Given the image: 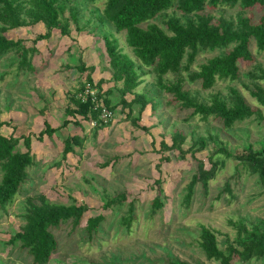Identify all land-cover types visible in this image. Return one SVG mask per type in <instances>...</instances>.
<instances>
[{
    "label": "rangeland",
    "instance_id": "rangeland-1",
    "mask_svg": "<svg viewBox=\"0 0 264 264\" xmlns=\"http://www.w3.org/2000/svg\"><path fill=\"white\" fill-rule=\"evenodd\" d=\"M65 1L69 5L70 0ZM79 1L77 29L68 20L66 35L55 28L48 37L34 40L37 34L44 32V26L41 22H28L24 14L21 18L25 25H3L7 38L19 39L20 45L31 50L26 54L29 65L23 67L17 65L19 58L13 51L0 55V120L3 123L0 133L17 138L14 151L24 150L20 136L28 135L33 163L26 167V179L11 203L0 209V264H32L24 250L7 240L24 222L25 199L39 194L51 202L87 206L77 227L71 229L67 222L52 230L57 246L46 264H169L170 257L189 264H219L206 259L198 248L199 224L217 231L218 248L224 252L226 244L240 249L229 219L240 218L247 228L252 224L261 227L264 189L256 176L242 171L232 156L248 145L253 150L258 149L264 141V119L252 115L223 129L210 116L206 119L197 115L190 117V112L180 110L177 103H167L170 96L156 88L154 74L149 70L140 74L133 93L143 92L147 98H154L151 100L154 108L146 104L139 111V104L133 103L130 119H126L127 109L119 104L118 90L122 84L111 77L101 34L110 33L122 52L135 58L124 41V33L115 31L106 21L97 20L103 0ZM219 11L221 9L213 13L217 15ZM237 11V7L225 8L221 14L233 17ZM242 14L250 16L254 23L262 16L264 19V9L254 8ZM155 22L161 26L158 20ZM250 50L254 59L240 65L237 81H216L205 91L197 83L185 82L184 86L206 98L207 93L215 91L225 95L227 86L232 85L252 108L264 113V108L250 96L251 82L246 77L247 71L264 66V53H256L253 44ZM217 53V50L206 51L196 57L195 64ZM80 60L86 66L93 65L89 73L92 83L96 85L100 79L99 86L95 87L101 97H107L113 105V118L103 126L92 127L89 120L79 115L70 117L64 111L66 107H73L68 97L74 96L79 82L85 80L86 71L79 74L74 68ZM260 85L264 87V81ZM132 97V93H126L123 98L129 102ZM137 116L133 123V117ZM65 119L68 122L61 126ZM43 120L56 130L38 139ZM74 120L79 125L73 124ZM175 130L187 136L191 132L202 137L210 134L214 136V145L223 147L232 156L219 152L209 159L213 154L211 150L215 149L211 141H206L205 147L192 156L186 153L183 158H178L173 149L158 152L159 140L169 145L170 134ZM74 134L82 138V146L71 145L74 151L62 160V139ZM188 145L186 137L181 147ZM160 156L165 159L160 161ZM197 160L205 168L216 161L217 167L208 181L207 193L204 195L196 184L190 203L185 207L181 201L190 176L196 171ZM155 179L160 180L162 208L149 215V204L157 186ZM226 180L232 197L224 192L218 196ZM120 191L124 192L125 201L103 209L105 199ZM129 201L134 204V220L126 230L120 217L125 214ZM98 214L104 217L102 222L95 233L86 237L83 227L87 217ZM244 264H264V260L250 259Z\"/></svg>",
    "mask_w": 264,
    "mask_h": 264
},
{
    "label": "trees",
    "instance_id": "trees-1",
    "mask_svg": "<svg viewBox=\"0 0 264 264\" xmlns=\"http://www.w3.org/2000/svg\"><path fill=\"white\" fill-rule=\"evenodd\" d=\"M80 3L79 0H70L69 5H66L65 0H0V55L13 51L19 58L18 66L29 65L26 54L31 48L27 49L20 45L19 39L7 38L3 34V25L5 27L25 25V21L21 18L24 14L29 19L28 22H41L44 26V32L37 34L34 40L48 37L55 28L60 34L66 35L69 21L77 29L80 20ZM234 7L239 11L233 17H224L221 14L223 9ZM254 8L264 9V0H103L97 20L101 23L106 21L115 31L123 32L124 41L135 58L133 60L123 53L117 39L110 33L101 34L111 68V77L122 84L118 90L119 104L127 109L125 118L130 119V107L133 103L139 104V111L146 104L150 105V109L154 108L151 103L154 98H147L146 93L143 92L133 93L140 82V74H145L146 70H149L154 74L156 88L170 96L167 103H177L180 110L190 112V117L197 115L201 119H206L210 116L217 120L223 129H229L236 122L252 115L257 119H264V113L252 108L232 85L227 86L225 95L215 91L207 93L206 98H201L198 91H190L184 86L185 82L197 83L199 88L205 91L212 88L216 81L228 83L237 81L241 72L240 65L252 62L254 59L250 50L251 44L254 45L256 53H264L263 16L254 23L250 16L242 14ZM217 9L221 11L216 15L213 12ZM65 11L66 16H64ZM155 20H158L161 26ZM214 50L218 51L216 55L195 64L198 55ZM74 68L79 74L86 71L84 82L93 85L89 76L93 65L86 66L80 60ZM246 77L251 82L250 96L264 108V87L260 85L261 81H264V66L247 71ZM84 82H79L77 92L83 90ZM100 82L99 79L96 85L99 86ZM126 93H132L133 97L129 102L123 98ZM96 96L102 98L108 109H112L113 105L107 97L103 98L99 93H96ZM68 100L73 107H66L64 111L70 117L79 115L83 120L97 117L98 111L91 109L89 98L81 102L76 96H69ZM137 118L138 116L133 117V123ZM67 122L68 120H63L61 126ZM72 123L79 125L76 120ZM2 124L0 120V126ZM98 125L103 126L100 122ZM55 130L56 128L43 120L37 138L40 139L42 134L50 136ZM186 137L189 139V145L187 148H182L181 144ZM20 138L24 150L14 151L17 138L5 137L0 133V209L11 203L26 179V167L33 163L29 136H20ZM169 139V145L162 139L159 140L158 152L173 149L177 151L178 158H183L186 153L192 156L197 150L205 147L206 141H211L215 149L211 150L213 154L209 155V159L219 152L224 153L226 157L232 156L223 147L215 146L214 136L210 134L202 137L191 132L187 136L175 130L171 132ZM71 145L82 146V138L74 134L62 139V160L72 151ZM232 157L237 160L236 164L242 171L255 175L264 189V141L259 144L258 149L253 150L251 145H248ZM164 159L160 156V161ZM216 165L217 162L213 161L208 168H205L201 161H196V171L190 176L185 187L186 192L181 201L183 206L189 205L196 184L200 185L204 195L207 193L208 181L213 177ZM235 171L238 172V169ZM154 183L157 186L149 204V215L155 214L162 208L160 180L155 179ZM223 192L232 197L227 180L218 196ZM124 201V192L120 191L105 199L102 208L106 209ZM86 209L87 206L83 203H55L40 194L34 198L29 197L25 199V213L22 216L24 222L9 236L7 242H15L20 250H24L30 256L32 264H46L57 246L52 230L67 222H70L71 229H74L79 225ZM133 212V201H129L125 214L120 217V223L126 230H129L134 220ZM103 218L100 214L87 217L83 227L86 237L97 231ZM228 224L235 230V242L240 245V249H236L231 244H226V252L219 249L216 240L217 231L199 224L197 245L204 257L216 260L219 264H244L250 259L264 260V222H261V227L252 224L247 228L239 218L229 219ZM168 263L189 264L174 257H170Z\"/></svg>",
    "mask_w": 264,
    "mask_h": 264
},
{
    "label": "built area",
    "instance_id": "built-area-1",
    "mask_svg": "<svg viewBox=\"0 0 264 264\" xmlns=\"http://www.w3.org/2000/svg\"><path fill=\"white\" fill-rule=\"evenodd\" d=\"M96 93H98V91L94 84H85L83 90L77 92L74 95L81 102H84L87 98H89L91 109H95L98 111L97 117L95 119L89 120V123L92 127L97 126L98 122L102 123V125H105L113 118L112 111L104 105L102 99L100 97H97Z\"/></svg>",
    "mask_w": 264,
    "mask_h": 264
},
{
    "label": "crops",
    "instance_id": "crops-1",
    "mask_svg": "<svg viewBox=\"0 0 264 264\" xmlns=\"http://www.w3.org/2000/svg\"><path fill=\"white\" fill-rule=\"evenodd\" d=\"M64 138H65V137H64ZM64 138H63V139H64ZM72 151H74V149H72Z\"/></svg>",
    "mask_w": 264,
    "mask_h": 264
}]
</instances>
